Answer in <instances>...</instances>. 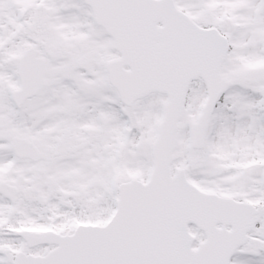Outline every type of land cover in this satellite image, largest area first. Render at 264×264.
Masks as SVG:
<instances>
[{
	"label": "snow or ice",
	"instance_id": "6c2138e0",
	"mask_svg": "<svg viewBox=\"0 0 264 264\" xmlns=\"http://www.w3.org/2000/svg\"><path fill=\"white\" fill-rule=\"evenodd\" d=\"M0 264H264V0H0Z\"/></svg>",
	"mask_w": 264,
	"mask_h": 264
}]
</instances>
